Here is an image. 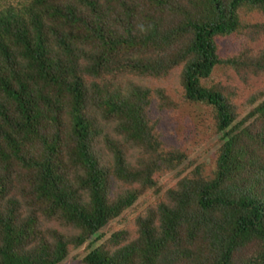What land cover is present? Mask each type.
Here are the masks:
<instances>
[{"label":"trees","instance_id":"1","mask_svg":"<svg viewBox=\"0 0 264 264\" xmlns=\"http://www.w3.org/2000/svg\"><path fill=\"white\" fill-rule=\"evenodd\" d=\"M0 264H264V0H0Z\"/></svg>","mask_w":264,"mask_h":264},{"label":"rangeland","instance_id":"2","mask_svg":"<svg viewBox=\"0 0 264 264\" xmlns=\"http://www.w3.org/2000/svg\"><path fill=\"white\" fill-rule=\"evenodd\" d=\"M109 225H112V223H110ZM118 226V225H117ZM117 226H115L114 228H117Z\"/></svg>","mask_w":264,"mask_h":264}]
</instances>
